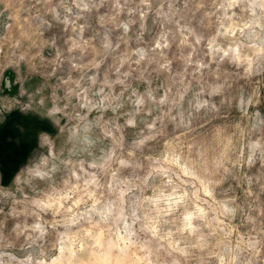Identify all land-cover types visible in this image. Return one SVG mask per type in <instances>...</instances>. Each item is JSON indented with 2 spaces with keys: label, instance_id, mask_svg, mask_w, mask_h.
I'll list each match as a JSON object with an SVG mask.
<instances>
[{
  "label": "rangeland",
  "instance_id": "1",
  "mask_svg": "<svg viewBox=\"0 0 264 264\" xmlns=\"http://www.w3.org/2000/svg\"><path fill=\"white\" fill-rule=\"evenodd\" d=\"M0 264H264V0H0Z\"/></svg>",
  "mask_w": 264,
  "mask_h": 264
},
{
  "label": "bare ground",
  "instance_id": "2",
  "mask_svg": "<svg viewBox=\"0 0 264 264\" xmlns=\"http://www.w3.org/2000/svg\"><path fill=\"white\" fill-rule=\"evenodd\" d=\"M71 252V251H70ZM72 253V252H71ZM56 260V259H55Z\"/></svg>",
  "mask_w": 264,
  "mask_h": 264
}]
</instances>
